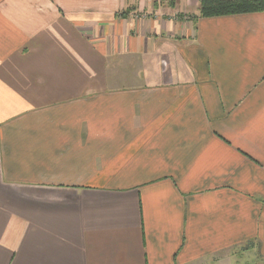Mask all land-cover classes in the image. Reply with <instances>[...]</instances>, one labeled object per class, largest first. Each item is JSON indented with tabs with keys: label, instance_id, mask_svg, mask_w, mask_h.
<instances>
[{
	"label": "crops",
	"instance_id": "0c3cea01",
	"mask_svg": "<svg viewBox=\"0 0 264 264\" xmlns=\"http://www.w3.org/2000/svg\"><path fill=\"white\" fill-rule=\"evenodd\" d=\"M0 0V264H264V12Z\"/></svg>",
	"mask_w": 264,
	"mask_h": 264
},
{
	"label": "trees",
	"instance_id": "16d2710c",
	"mask_svg": "<svg viewBox=\"0 0 264 264\" xmlns=\"http://www.w3.org/2000/svg\"><path fill=\"white\" fill-rule=\"evenodd\" d=\"M264 12V0H200L199 17Z\"/></svg>",
	"mask_w": 264,
	"mask_h": 264
},
{
	"label": "rangeland",
	"instance_id": "374dc122",
	"mask_svg": "<svg viewBox=\"0 0 264 264\" xmlns=\"http://www.w3.org/2000/svg\"><path fill=\"white\" fill-rule=\"evenodd\" d=\"M239 264H244L243 261H239Z\"/></svg>",
	"mask_w": 264,
	"mask_h": 264
}]
</instances>
